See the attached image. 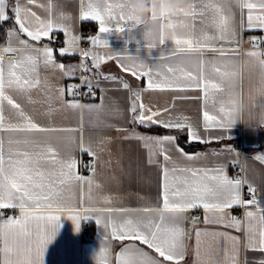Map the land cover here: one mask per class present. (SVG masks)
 <instances>
[{"label":"crops","instance_id":"1","mask_svg":"<svg viewBox=\"0 0 264 264\" xmlns=\"http://www.w3.org/2000/svg\"><path fill=\"white\" fill-rule=\"evenodd\" d=\"M88 2L94 0H33L32 3L28 0H19L22 6L29 8L42 20L51 18L54 21H61L63 17L62 22L69 29L67 36L61 31H54L50 38H42L37 42L20 32L19 26L14 23L7 28L3 38L1 26L5 21H0V57L4 61L5 74H7L8 62L21 60L27 54L38 56L35 50L46 46L54 49L56 64L62 63L68 70L65 72L52 65L45 66L40 59L37 64L39 85L25 90L16 87L6 88V95L11 96L21 106L26 116L41 127L55 131H7L9 123H22L23 118L7 103V100L0 101L4 116L3 127L0 128V140H3L5 159L10 148L14 151L35 153L50 146L54 149L57 160H76L77 174L81 177H90L93 181L91 186L83 181L73 182L66 190L64 195L72 197L73 211H78L81 216L86 214L87 216L81 217L77 230L73 221L68 218L67 211L61 213L57 221L58 231L46 247L44 264H97L95 257L102 246L108 248L107 264H118L117 256L125 249L140 250L146 253L148 258L157 260L160 264H177L176 261L164 260L154 249L140 241L112 239L110 227L106 229L102 224H98L91 211L106 208L130 210L124 215L118 212L112 214L110 220L117 224L128 218L144 221L152 219L154 222H159L160 214L163 212L165 223L169 226L178 225L184 233L182 237L184 256L178 264H233V257L236 264H260L264 261V251L258 250L259 230L262 227L259 216L264 214L261 212V209H264V161L257 157L264 156V126H261L264 125L262 122L264 121V77L259 66V60L264 59V55L250 56L248 53L264 54V29L247 26L248 10L241 9L239 0H187V4L195 3L198 10L204 4H220L224 10L223 15L229 18V26L235 29V34H229L223 42L218 39L211 41L213 48L203 49L202 55L193 53L154 60L159 56L168 57L175 50L176 46L170 39L172 30L166 29L169 38L163 46L159 44V22L153 24L149 19L147 27L151 30L150 35L145 34L144 24L130 31L126 29L123 33L112 29L108 33L101 34L98 22L82 21L80 18L81 10ZM114 2L116 0H101L102 6L104 3ZM250 2L257 5L253 14H261L258 6L264 0H250ZM49 5H51L50 12ZM6 11L9 15V8ZM213 15L214 12L209 9L205 15H197L194 20L184 19L186 24L194 25V29L176 28L175 32L178 36H190L194 39H203L205 34L219 36L218 29L212 24ZM173 22H177L176 18H173ZM84 23L89 25L84 26ZM117 23L123 22L109 21L107 26L115 28ZM85 28H91L93 32L91 36L85 37L86 44L83 43L82 34ZM10 32L15 34L10 36ZM255 32H260V37H255L253 42H247L246 35ZM96 35H100L102 40H107L108 44H93L89 37ZM71 36L79 37L75 46L79 55L77 59L66 55L64 56L66 60H63L58 50L69 47L65 40ZM56 37H60L62 42H55ZM20 41H27V45L21 44ZM153 42L156 43V48L151 50L149 56L147 44ZM9 46L21 50L20 53H5L3 49ZM69 50L72 51V48ZM85 50L104 57L112 56L113 59L101 61L97 68L94 67L91 56L87 59L82 57L80 53ZM201 59L204 61L205 77L224 87L223 92L210 93L207 99L201 88L187 81H180L181 85H187L183 90L176 87L164 90L148 89V78L137 79L121 67L122 64L143 63L153 68L152 79L159 82L165 76L171 75L167 73L165 65L183 67L186 71L199 76ZM84 65L93 74L87 80L98 87L97 98L82 100L68 92V86L77 83L80 70H86ZM157 65L160 67L157 68ZM216 67L221 71L236 73L231 81V87L227 79L214 71ZM124 83H127L129 88H124ZM59 89H64L63 96L60 95ZM73 99L78 100L81 105L99 107L70 108L66 102ZM140 103L145 106V114H149L148 109L161 111L162 114L157 117L158 119L165 121L172 119L191 125L200 140L190 141L188 128L162 133L141 128L139 123L134 122V116L139 115ZM134 104L137 107L136 113L131 111ZM222 106L232 111L236 118L234 125L231 128H221L215 123L206 126L203 119L204 111H208L217 119H222L223 113L220 112ZM164 109L168 111H162ZM133 133L147 136L170 135L176 137V141L165 143L164 151L155 150L151 156L152 162L149 163V149L145 147L144 141L135 139ZM180 134L186 136L187 144L198 143L201 147L187 149L179 139ZM10 140L21 143L9 144ZM82 144L91 146L96 153V157H93L94 172L84 173L80 170L82 157H91L81 151ZM177 145L183 149V153L177 150ZM165 153L169 157L168 160L164 158ZM185 154L195 158L189 160ZM236 166L243 168L242 175H236ZM40 167L47 173L54 168L58 169L59 165L43 162ZM164 167L169 169L170 184L176 177L185 175L179 171L172 173L173 168H222L229 178L247 182L241 185L242 201L255 198L259 203L258 205L242 203L224 209L222 213L213 209L206 210L203 206L185 209L179 213L165 210L162 198ZM212 174L215 173H209ZM249 186L255 190L252 196L246 195L250 192ZM170 199L179 202L174 198L170 197ZM77 204H79L78 208ZM144 208L152 210L150 216L133 211ZM196 210L201 214L199 219L194 216ZM4 211L7 212V217L4 219L20 215L19 208L0 209L2 217ZM248 211L257 213L252 221L256 230L255 250L249 245L247 232L249 221L246 217ZM232 217L241 221L239 229L231 226ZM101 219L108 218L102 216ZM88 227L94 230L95 239L86 234ZM197 232L200 233L199 243ZM106 236H108L107 241H105ZM232 237L238 240L234 242ZM2 260L3 255L0 253V262Z\"/></svg>","mask_w":264,"mask_h":264},{"label":"snow or ice","instance_id":"2","mask_svg":"<svg viewBox=\"0 0 264 264\" xmlns=\"http://www.w3.org/2000/svg\"><path fill=\"white\" fill-rule=\"evenodd\" d=\"M32 3L33 0H28ZM241 9H247V26L249 28L258 27L264 29V2L259 4L261 14L254 15L253 10L257 8V5L250 2V0H239ZM9 8V0H0V21H6L9 19L7 15V9ZM214 12L212 18V24L218 29L219 36L205 34L203 39L192 37H181L175 32L176 28H189L194 29V25H189L184 22V19H195L197 15L203 16L208 10ZM51 5H49V12ZM11 11L15 16V24L19 26L20 32L26 34L31 40L41 41L42 38H50L54 31H61L66 36L69 33V29L64 24L63 17L61 21H54L49 18L42 20L36 13L32 12L29 8L22 6L19 0L11 6ZM223 7L220 4L208 3L204 4L202 8L197 9L195 3H188L186 7L177 10L174 17H159L153 15L150 21L153 24H158L159 28V44L161 46L166 44V40L169 38L166 35V29L172 30L170 39L175 44L176 48L169 54L168 57L159 56L154 60H164L168 58H175L180 55H191L193 53H199L202 55V50L205 48H213L210 43L214 40L225 41L229 34L234 35L235 29L230 28L229 18L223 15ZM81 20H91L99 23V33L104 34L115 29L116 32L123 33L126 29L129 31L133 28H138L141 24L145 25V34L150 35L151 30L147 27L148 19L135 16L127 6L126 0H116L114 3L101 4V0H94V2H88L86 7L81 10ZM173 18H176L177 22H173ZM109 21H119L123 23H117L116 27H109ZM127 25V27H125ZM15 33L10 32L12 36ZM93 44L104 43L108 44L107 40H102L100 35L89 37ZM79 40V37L71 36L66 39L65 43L69 47L60 48L58 50L59 55H72L75 54V46ZM21 44L27 45V41H20ZM72 48V51L69 49ZM149 49V56L151 50L156 48V43L147 44ZM5 53L16 52L20 53L21 50L12 48L11 46L3 49ZM38 56L30 54L24 55L21 60L8 62L7 74H5L4 61L0 57V101L7 100V103L19 112V115L23 118L22 123L14 124L9 123L7 125V131L14 132H47L55 131V129H47L41 127L36 122L24 114L21 110V106L11 97L6 95V88L16 87L20 90L32 88L39 85L40 81L37 75V64L42 59L45 66L52 65L58 67L61 71L67 72L64 64H56L54 60V49L51 47H44L43 49H36ZM139 51V50H138ZM83 58L87 59L92 57L94 67H99L101 61L105 59H113L112 56L104 57L98 54L85 50L80 53ZM238 54V53H237ZM224 55V53H221ZM250 56H258L264 54H258L256 52L248 53ZM83 63V61H82ZM200 74L194 75L191 71H186L183 67H172L165 65L167 73L170 76H165L161 81L157 82L152 79L154 70L151 67L146 66L143 63L133 65H121L125 72H130L137 79L148 78V89H171L173 87L183 90L187 85H181L180 81L191 82L195 87L201 88L205 98L207 99L210 93H219L224 91V87L221 84L208 80L203 71L204 61L200 60ZM259 66L261 69L262 77H264V59L259 60ZM87 70V66L84 65ZM160 65H157L159 68ZM214 71L222 78L229 81V87H231V81L235 77L236 73L229 72L227 70L221 71L219 67H216ZM107 78V77H106ZM81 87L88 89L85 93L91 94L92 83L85 79L81 85H69L68 92L70 95H77V90ZM124 88H129L127 83L123 84ZM60 95L63 96L64 89H59ZM137 99L139 97L137 96ZM70 108H96L95 105H81L78 100H69L66 102ZM234 103V101L232 102ZM139 115L134 116V122L139 123L145 127L152 125L160 126L164 129H183L188 128L189 140H200L197 132L189 124L176 122L172 119L167 121L158 119L162 112L152 111L148 109L149 114H145V106L143 103L139 105ZM131 111L137 112V107L134 104ZM162 111H168L164 109ZM220 112L223 113L222 119H217L216 116L210 115L208 111H204L203 119L205 125L209 123H215L221 128H231L236 122V118L233 116L232 111L225 109L223 106L220 108ZM4 116L2 108H0V128L3 127ZM264 122V121H262ZM132 136L135 139L145 142V147L149 149V163L152 162L151 156L155 150L164 151L163 146L165 143H175L176 137L170 135L164 136H147L142 134L133 133ZM127 138V137H126ZM20 144L21 141H9V144ZM27 143V141H24ZM177 150L183 153V149L177 145ZM81 151L88 153L91 157H96V153L92 150L91 146L81 145ZM189 160L195 157L189 154H185ZM165 160L169 157L165 153ZM257 159L264 161V156H258ZM47 162L52 165H59V168H54L51 172H45L41 167V163ZM77 161L74 159L69 160H57L54 149L50 146L46 149L35 153H29L28 151L12 150L8 151L7 159H5L3 140H0V188H7L9 195L5 200L4 195L0 193V209H15L19 208L20 215L18 217H8L4 219L0 215V253L3 255V260L0 264H44V253L48 243L52 241L58 231L57 221L61 216V213L67 211L68 218H70L76 229H79V223L81 217L87 216L81 214L78 211H73V205L71 204L72 197L65 196L66 190L73 182L83 181L89 186L93 183L90 177H81L75 171ZM92 171H95L93 167ZM172 173L177 171L185 173L181 177H176L172 184L169 183V169L163 168V184H162V198L163 208L174 212H182L185 209H192L203 206L206 210L213 209L219 213H222L224 209L241 205H258V201L253 198L246 201L241 200L240 189L243 183L241 179H232L223 171L222 168L216 169H202V168H173ZM210 172L215 174L209 175ZM249 191L255 190L249 186ZM171 198L178 200L179 202H173ZM90 198V197H89ZM79 207V204L76 205ZM46 209L47 211H40ZM87 211V210H86ZM94 217L98 224H102L106 229L110 227V235L112 239L117 240H136L140 241L149 248L154 249L160 257L166 261H176L177 264L184 256V245L182 237L184 235L183 230L178 225L169 226L165 223L164 213L160 214L159 222H154L152 219L144 221L142 219L128 218L123 222L117 224L110 220L114 212H118L122 215L128 214L130 210L127 209H92ZM136 212H142L145 215L151 214L152 210L148 208L133 210ZM264 213V209H261ZM107 217L108 219L102 220L101 217ZM257 213L248 211L246 217L248 218V239L250 247L254 248L256 241V230L253 227L252 221L256 218ZM231 226L239 229L241 227V221L235 217L231 218ZM259 222L262 225L259 230V247L258 250L264 251V214L259 216ZM197 241L199 243L200 233L197 232ZM108 240V236L105 237V241ZM232 240L236 242L238 238L232 237ZM255 250V248H254ZM108 248L102 246L99 252L96 254L97 264H107ZM118 264H160L159 261L153 260L147 257L146 253L140 250L132 251L130 249L123 250L117 256ZM233 264H236L235 257H233ZM260 264H264L261 261Z\"/></svg>","mask_w":264,"mask_h":264},{"label":"built area","instance_id":"3","mask_svg":"<svg viewBox=\"0 0 264 264\" xmlns=\"http://www.w3.org/2000/svg\"><path fill=\"white\" fill-rule=\"evenodd\" d=\"M84 35V39H83V43L86 44L87 40H85V37L87 36H91L93 34L91 28H85L83 30V33ZM260 32H255L254 34H248L246 35L245 37V40L247 42H253L254 38L255 37H260ZM55 42H62V40L59 38V37H56L55 38ZM93 76L92 72L91 71H88V70H80V73H79V77H78V80H77V83L74 84V85H81L82 82L85 80V79H89ZM88 92V89L85 88V87H81L77 90V97H79L80 99L82 100H86V99H94V98H97L99 96V90L96 86L93 85L92 87V90H91V94H85ZM95 165V159L93 158H82L81 160V163H80V170L81 172H90L92 171L93 167ZM235 173L236 175H242L243 174V168L241 166H236L235 167ZM248 196H252L253 193L252 192H247ZM194 216L195 218L199 219L201 214L199 211H195L194 212ZM7 217V212L4 211L3 212V218ZM86 234L91 237L92 239H95L96 238V235H95V232L92 228L88 227L86 229Z\"/></svg>","mask_w":264,"mask_h":264},{"label":"clouds","instance_id":"4","mask_svg":"<svg viewBox=\"0 0 264 264\" xmlns=\"http://www.w3.org/2000/svg\"><path fill=\"white\" fill-rule=\"evenodd\" d=\"M126 3L135 16L149 20L153 15L157 18L174 17L178 9L187 6V0H126ZM0 193L5 198L9 195L7 188H0Z\"/></svg>","mask_w":264,"mask_h":264},{"label":"trees","instance_id":"5","mask_svg":"<svg viewBox=\"0 0 264 264\" xmlns=\"http://www.w3.org/2000/svg\"><path fill=\"white\" fill-rule=\"evenodd\" d=\"M14 5V0H9V19H7L3 24H2V26H1V30H2V37L4 38L5 37V35H6V30H7V28L10 26V25H13L14 23H15V16H14V13L11 11V6H13ZM89 25V23H84V26H88ZM60 38V37H59ZM61 39V38H60ZM78 55H79V53L76 51V53L75 54H72L71 56H69V57H71V58H74V59H77L78 58ZM61 56V55H60ZM64 56H66V55H64ZM64 56H61L62 57V59L63 60H66L65 58H64ZM73 56V57H72ZM79 77V76H78ZM77 80H78V78H77ZM98 88V87H97ZM78 98V97H77ZM141 128H144V129H146V130H149V131H152V132H160V133H162V132H165V131H169V130H173V129H164V128H162V127H160V126H156V125H154V126H150V127H145V126H140ZM179 139H180V141H181V143L182 144H184V145H186L187 146V149H198V147H201L198 143H190V142H188V144L186 143L187 142V139H186V136H184V135H179ZM82 158H85V157H82ZM86 158H93V157H86ZM94 159V158H93Z\"/></svg>","mask_w":264,"mask_h":264}]
</instances>
